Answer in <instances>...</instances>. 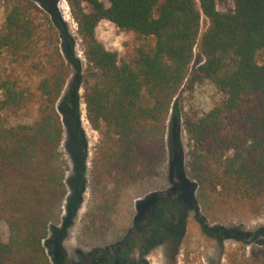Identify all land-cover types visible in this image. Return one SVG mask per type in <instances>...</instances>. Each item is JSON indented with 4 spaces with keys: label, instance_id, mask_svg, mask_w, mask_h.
<instances>
[{
    "label": "trees",
    "instance_id": "1",
    "mask_svg": "<svg viewBox=\"0 0 264 264\" xmlns=\"http://www.w3.org/2000/svg\"><path fill=\"white\" fill-rule=\"evenodd\" d=\"M106 2L108 6L102 0H67L86 64L82 74L86 116L99 134L90 163L88 228L94 233L100 229L105 239L111 232L105 229L110 224L106 222L122 192L159 174L176 97L203 83L213 85L222 98L205 115L184 116L183 130L190 143L187 167L198 193L223 207L263 203L264 0ZM219 2L230 6L219 11ZM0 4L4 7L0 55L26 77L38 76L32 90L17 76L0 73V224L9 233L7 242L0 237V264H71L58 242L52 260L43 243L67 194L59 150L63 126L56 105L70 70L57 31L34 0H0ZM104 20L140 41L127 57L119 59L96 38L95 30ZM203 20L207 25L201 32ZM71 100H66L69 106L62 112L73 134L78 126ZM30 106H37L34 121L8 123ZM74 141L76 175L66 225L79 210L85 184V152L79 135ZM179 217L163 215V224L130 234L127 247L117 244L122 253L112 261L110 253L104 254L99 264L143 263L171 232L183 236L184 223L178 232L171 227ZM205 232L219 243L230 233L218 226H205ZM245 253L229 255V264H264V242Z\"/></svg>",
    "mask_w": 264,
    "mask_h": 264
},
{
    "label": "rangeland",
    "instance_id": "2",
    "mask_svg": "<svg viewBox=\"0 0 264 264\" xmlns=\"http://www.w3.org/2000/svg\"><path fill=\"white\" fill-rule=\"evenodd\" d=\"M50 18L52 25L59 36V47L70 76L64 90L57 102V110L63 126L62 141L59 147L65 163L66 196L62 203L61 213L51 223L44 243L45 252L52 260L55 243L61 245L65 253L66 262L71 264H99L104 251L108 247L113 249L117 244L127 240L130 234H135L140 217L146 212L163 211L167 217L178 218L180 211L189 209L185 219V229L178 247L172 238H167L163 243L152 249L141 264H229L231 254H247L258 243L264 242V202L256 207H244L232 204L218 206L204 200L198 193L196 182L191 178L188 167V150L190 143L183 130L184 116L187 114L202 115L208 112L222 98V94L211 84L203 83L191 92L182 90L176 97L175 105L167 123L166 131V159L153 178L144 180L127 187L121 194L116 211L109 219L110 234L95 233L89 229L87 215L92 206L91 194V162L95 148L99 142V134L94 131L87 120L85 105L83 103L82 74L85 69L83 48L77 33V26L71 16L67 0H34ZM106 6V0H102ZM230 3L219 2V11H225ZM4 18V7L0 4V28ZM207 22L203 20L201 32L206 28ZM96 38L107 50L117 53L119 59L127 57L140 41L132 32L117 29L108 21H101L96 28ZM69 51V52H68ZM195 58L199 60L198 50ZM0 73L17 76L22 85H28L35 90L38 76L32 73L25 76L17 66L10 65L4 55H0ZM74 92V93H73ZM68 98H72L71 105L76 108L77 131L68 126L62 108ZM69 103V102H68ZM37 106H30L21 110L17 115L8 119V123H31L35 120ZM81 138L84 150V191L79 210L71 222L66 225V205L72 193L74 176L73 156L71 147L74 145V135ZM74 150V148H73ZM74 153L78 155L77 151ZM170 196L169 208L162 209L161 197ZM161 204V205H160ZM205 226L212 228L218 226L222 230L236 234L239 239L224 238L221 243L204 234L198 220ZM114 224V225H113ZM113 226L115 229H113ZM104 229V230H105ZM148 231V230H147ZM142 232V231H141ZM56 234V235H55ZM8 229L0 224V237L3 242L8 240ZM57 238V239H55ZM120 245V246H121ZM176 250V251H175ZM175 255H174V254ZM108 261L115 259V254L110 252ZM129 264V263H128Z\"/></svg>",
    "mask_w": 264,
    "mask_h": 264
},
{
    "label": "flooded vegetation",
    "instance_id": "3",
    "mask_svg": "<svg viewBox=\"0 0 264 264\" xmlns=\"http://www.w3.org/2000/svg\"><path fill=\"white\" fill-rule=\"evenodd\" d=\"M169 198H170L169 195L168 196H165V197L159 198V199H161L160 203L162 204V206H161L162 209L169 208V205H168L169 204V201H170ZM188 211H189V209H186L185 211H180L178 213L179 214L178 216H180V217L178 219V222H176L177 224L176 223H173L172 226H171V227H173V229H172L173 231L175 230V231L178 232V228L180 227V225L182 223L185 224L186 214H187ZM162 212L163 211H161V212L158 213V211H156V210H152L151 212H146L143 216L140 217V220H138L137 223L139 225L136 226V232H141V231L142 232H146L149 229L150 225H152L154 223L155 224L157 223L159 225L160 224H163L161 217H163L164 214H162ZM196 219H197V217H196ZM198 222L200 223V225L202 227V231L204 230L203 232L206 234V232H205V224H203L204 222L203 221H200V220H198ZM168 229L170 230L171 228L168 227ZM175 235L172 234V232H171V234H169L168 238H172L173 240H175L174 243H175V247L177 248L178 245L180 244L181 240H182V236L179 237L178 235H176V236ZM227 236H228V234H227ZM229 236H231V237H229ZM229 236L228 237H222V239H224V238H235V239H239L236 234L234 235V233L232 234L231 232L229 233ZM129 237H131V236H129ZM211 238H213V237H211ZM127 239H129V238H127ZM162 243H159L157 246L161 245ZM123 245H125L127 247L128 240H125L123 242ZM122 250H123L122 246H116L114 249L112 247H109V248H106L105 249L104 254L105 255H108L110 252H112V253H114L116 255V254L122 253Z\"/></svg>",
    "mask_w": 264,
    "mask_h": 264
},
{
    "label": "water",
    "instance_id": "4",
    "mask_svg": "<svg viewBox=\"0 0 264 264\" xmlns=\"http://www.w3.org/2000/svg\"><path fill=\"white\" fill-rule=\"evenodd\" d=\"M196 63H198V60H196Z\"/></svg>",
    "mask_w": 264,
    "mask_h": 264
}]
</instances>
